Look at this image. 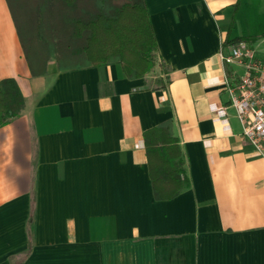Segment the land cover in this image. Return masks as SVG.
I'll use <instances>...</instances> for the list:
<instances>
[{"label":"crops","instance_id":"crops-1","mask_svg":"<svg viewBox=\"0 0 264 264\" xmlns=\"http://www.w3.org/2000/svg\"><path fill=\"white\" fill-rule=\"evenodd\" d=\"M145 4L162 69L128 78L51 59L33 75L0 0V80L24 98L0 126V264H264V159L233 109L229 128L210 110L227 102L221 46L264 48V0ZM167 119L189 185L156 200L143 132Z\"/></svg>","mask_w":264,"mask_h":264},{"label":"trees","instance_id":"trees-1","mask_svg":"<svg viewBox=\"0 0 264 264\" xmlns=\"http://www.w3.org/2000/svg\"><path fill=\"white\" fill-rule=\"evenodd\" d=\"M16 1L22 7L30 51L24 46L9 1L8 4L33 75L44 72L49 59L44 56L52 50L59 69L119 63L128 78L143 77L162 64L145 0H37L26 5L22 0ZM55 1L66 5V11L60 12L63 26L60 32L49 33L50 38L56 37L55 41H45L44 34L38 31L42 22L40 14L50 11ZM257 38L238 37L231 41ZM157 83L164 87L162 80ZM23 107L24 98L16 81L1 79L0 126L19 115ZM143 139L154 199L175 197L189 185V180L178 139L172 133V121L167 119L146 129Z\"/></svg>","mask_w":264,"mask_h":264},{"label":"built area","instance_id":"built-area-1","mask_svg":"<svg viewBox=\"0 0 264 264\" xmlns=\"http://www.w3.org/2000/svg\"><path fill=\"white\" fill-rule=\"evenodd\" d=\"M219 59L231 73L222 82L227 102L211 105L212 119L229 128L226 109H233L240 136L264 159V48L238 40L222 45Z\"/></svg>","mask_w":264,"mask_h":264},{"label":"rangeland","instance_id":"rangeland-1","mask_svg":"<svg viewBox=\"0 0 264 264\" xmlns=\"http://www.w3.org/2000/svg\"><path fill=\"white\" fill-rule=\"evenodd\" d=\"M8 1L10 3V6L14 14V17L16 19V22L18 23L20 35L22 37L24 46L27 48L28 51H30V41L28 40V35H27L26 28L23 22L22 7L20 6V4H18L16 0H8ZM22 1L24 2V5H26L25 3L27 2H30L33 4L37 0H22ZM82 8L84 9L85 5H83ZM61 11H66V5H64L62 2L55 1L54 5L51 6L50 11L45 10L44 12H42L43 14H40L42 15L41 17L42 22L39 26L38 31L44 34L42 35V37L45 39V41L53 42L56 40V37L50 38L49 33L56 34V32L57 33L60 32L59 29H61V27L63 26V24L61 23V19H60ZM258 32H261V31L254 24L252 25V27H247L242 24L240 29L237 31V34H242V35H247L249 33L259 34ZM39 38L42 40L41 37ZM44 53L45 51L43 49V54ZM44 57L49 58L48 60L50 59L55 60V51L52 50L50 51V53L46 52V55ZM156 66H157V69H159V71L162 69L161 66H158V65Z\"/></svg>","mask_w":264,"mask_h":264}]
</instances>
